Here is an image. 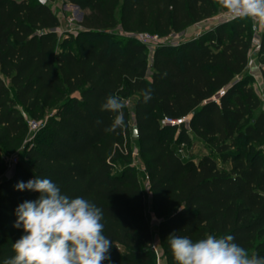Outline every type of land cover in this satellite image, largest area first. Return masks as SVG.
Masks as SVG:
<instances>
[{
    "label": "trees",
    "instance_id": "16d2710c",
    "mask_svg": "<svg viewBox=\"0 0 264 264\" xmlns=\"http://www.w3.org/2000/svg\"><path fill=\"white\" fill-rule=\"evenodd\" d=\"M68 1L89 11L75 50L60 49L61 23L49 4L0 0V147L17 153V174L8 180L11 156L0 152V264L15 255L12 244L24 234L14 227L16 208L39 197L15 186L36 177L103 210L111 264H156L157 237L166 264H176L168 242L172 233L193 241L232 235L250 254L264 257V156L253 148L231 152L238 140L264 139L262 101L247 72L252 37L245 20L250 19L219 23L179 44H161L150 56L136 35L181 34L214 17L223 8L220 0ZM119 26L122 35L106 33ZM222 89L220 104L205 103ZM110 95L124 104L132 99L123 109L125 125L116 131L108 130L115 113L101 110ZM25 111L34 120L51 112L33 142ZM185 116H190L189 133L182 127L175 134L176 128L161 124L165 117ZM132 120L152 213L160 219L155 231L131 164ZM194 138L214 145L223 161L231 162L230 171L212 156L199 163L183 159L179 149Z\"/></svg>",
    "mask_w": 264,
    "mask_h": 264
},
{
    "label": "clouds",
    "instance_id": "9594fccd",
    "mask_svg": "<svg viewBox=\"0 0 264 264\" xmlns=\"http://www.w3.org/2000/svg\"><path fill=\"white\" fill-rule=\"evenodd\" d=\"M220 4L232 19L249 17L264 28V0H220ZM149 99L146 92L145 102ZM124 107L116 95L101 105L102 111L115 113L108 130L124 127ZM15 188L37 192L39 197L16 208L14 227L22 228L24 234L12 244L15 255L3 264H111L112 241L104 235L101 208L83 197L63 194L48 178L21 181ZM168 242L176 264H264V257L250 254L232 235L207 234L193 241L172 233Z\"/></svg>",
    "mask_w": 264,
    "mask_h": 264
},
{
    "label": "rangeland",
    "instance_id": "374dc122",
    "mask_svg": "<svg viewBox=\"0 0 264 264\" xmlns=\"http://www.w3.org/2000/svg\"><path fill=\"white\" fill-rule=\"evenodd\" d=\"M35 1V0H33ZM50 8L52 11L58 16L60 19V27L58 28V34L60 37V42H61V50H67V49H76V42L75 38L79 35V33L84 30L83 26L81 25L83 16L88 14L89 11H82L78 8H76L73 4H71L68 0H51L48 2ZM226 13V10L222 8L214 17L210 19L209 24H216L217 20L222 18L223 15ZM245 23L247 24L248 27V33L252 37L255 35H259L262 40L264 39V28L260 27V25L257 23L259 26V31L258 33L255 32L253 26L255 22L253 20H245ZM122 29L121 27H116L114 29L107 30L106 33L110 35H115V36H120L122 35ZM193 35V34H192ZM191 33L187 34L182 33L177 35L175 38H171V42H174L176 44L186 40L190 36H192ZM67 41H69L67 43ZM263 42V41H262ZM150 53V52H149ZM150 56H152V53H150ZM253 60L257 58L256 54H253L252 56ZM250 73V70L248 69L247 71ZM264 73V72H263ZM264 77V75H263ZM250 85L253 86L255 89L257 95L260 97L262 101V106L260 108V111L264 112V94H261L257 89H256V80L254 77H252V80L250 81ZM132 101V99H130ZM131 105V104H130ZM51 112H47L46 115L42 118H40L38 121L41 123L46 124L48 117L51 115ZM26 119L27 120H33L35 119L29 112H24ZM258 115V112H256L253 116L247 118L245 123H243L240 127L241 131H245L246 127L248 125H251L254 121V117ZM43 129V128H42ZM39 133V132H38ZM37 133V134H38ZM178 134V131L175 133ZM134 135V121L132 120V127H131V135L130 138L128 139V147L130 148V151L132 152V161L131 164L136 168L139 180L143 186L144 193H145V203H146V209L147 213L149 216H151L152 220V225L154 228V231L157 228V224L159 223L160 219L157 218L156 216H153L152 213V194L150 191V183L147 177V174L145 172V166H144V161L139 157V144L138 141L133 137ZM193 144H189L185 146L184 149V154L182 155L183 159L187 160L189 159L190 161H193L194 163H199L202 158L205 156H212L216 161L222 170L230 171L231 169V162H225L222 159V156L220 153L217 152V148L214 145H211L207 142H203L199 139L194 138ZM254 149L256 151H262L263 156H264V139L262 141H257V142H246L244 140H238L235 143L234 149L231 150V152H234V154H240L243 152H247L250 149ZM0 152L4 157H7L9 154L0 147ZM17 153H12L11 156L14 158V156ZM118 171V169L116 170ZM156 242V241H155ZM103 264H107L105 261Z\"/></svg>",
    "mask_w": 264,
    "mask_h": 264
},
{
    "label": "built area",
    "instance_id": "2783aa9c",
    "mask_svg": "<svg viewBox=\"0 0 264 264\" xmlns=\"http://www.w3.org/2000/svg\"><path fill=\"white\" fill-rule=\"evenodd\" d=\"M243 18H249V17H241V18H235L232 19L230 16L226 15V13L223 15L222 18L218 19L216 24H209L207 22L210 21V19L196 24L194 26H192L190 29H188L187 31H185L187 34H190L192 36H190L188 39L191 38H198L205 30L219 24V23H224V22H231L234 21L236 19H243ZM251 20H253L252 18H249ZM255 22L253 28L255 30L256 33H258L259 31V26L257 25V22L255 20H253ZM183 32V33H185ZM182 34V33H181ZM177 35L179 34H173L170 35L168 37H161L157 34H152V33H142V34H138L135 36V38L137 39V41L143 45H145L148 49V51L150 53H153L154 50L160 46L161 44L164 43H172V44H176L174 42H171V38H175ZM185 41V40H184ZM179 44V43H178ZM253 54L257 55V58L255 60H253L252 56ZM250 60H249V65H248V69L250 70V73L253 67H256L258 69H260V74L259 75H253V77L256 80V89L261 93L264 94V51H262V38L259 35H255L252 39V48L250 51ZM226 95V89H222L219 92H217L212 98H210L209 100L205 101V103H221V99ZM126 106H130V101L127 100L125 102ZM28 123V128H29V132H30V137H29V142H33L37 136V133L40 132L42 130V128L45 126L44 123H41L38 120H27ZM163 127H169V128H176L178 130V132L181 130L182 127H185L188 130V133L191 132V128H190V116H185V117H181V118H173V117H165L162 122H161ZM184 149H185V145H182L181 148L179 149V154L182 156L184 154ZM17 161L16 159L10 157L8 158V165L9 168H11V166L13 164H16ZM153 250L156 254V264H166V259L163 256V253L161 251L160 248V243L155 242L153 245Z\"/></svg>",
    "mask_w": 264,
    "mask_h": 264
},
{
    "label": "water",
    "instance_id": "95a60500",
    "mask_svg": "<svg viewBox=\"0 0 264 264\" xmlns=\"http://www.w3.org/2000/svg\"><path fill=\"white\" fill-rule=\"evenodd\" d=\"M42 4H48L49 0H39ZM76 8L79 9L78 6H75ZM133 137L136 139L138 137V130L137 128L134 129V135ZM17 174V164H13L11 166V168H9V170L7 171V173L5 174V178L8 180L13 179Z\"/></svg>",
    "mask_w": 264,
    "mask_h": 264
},
{
    "label": "crops",
    "instance_id": "0c3cea01",
    "mask_svg": "<svg viewBox=\"0 0 264 264\" xmlns=\"http://www.w3.org/2000/svg\"><path fill=\"white\" fill-rule=\"evenodd\" d=\"M190 29V28H189ZM251 74L252 75H259L261 72H260V69H258V68H256V67H253L252 68V70H251ZM132 118H133V120H135V116H134V114H132ZM154 216V215H153ZM155 217V216H154ZM158 225V224H157ZM156 242H158V243H160V240H159V238L157 237L156 238Z\"/></svg>",
    "mask_w": 264,
    "mask_h": 264
}]
</instances>
